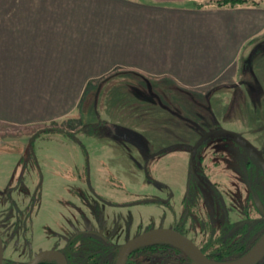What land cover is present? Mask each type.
<instances>
[{
  "label": "rangeland",
  "instance_id": "obj_1",
  "mask_svg": "<svg viewBox=\"0 0 264 264\" xmlns=\"http://www.w3.org/2000/svg\"><path fill=\"white\" fill-rule=\"evenodd\" d=\"M246 48L237 77L228 83L220 80L227 75L223 72L198 88H182L118 61L112 70L94 74L72 106L67 101L48 116L31 112L24 119L0 117L4 264H28L41 251L61 250L81 231L100 232L121 248L149 230L174 227L183 213L191 150L204 134L220 128L242 134L264 157V40ZM6 85L2 78L0 86ZM33 92L35 97L44 94L35 87ZM217 136L203 143L197 155L205 166L209 163L206 177L233 208L230 218L239 221L245 218L239 195L246 188L230 154L260 176L255 192L263 207L264 168L242 143ZM215 150L224 156L218 172L212 165L218 155L209 160ZM206 205H211L209 197ZM250 213L260 214L254 202ZM191 230L197 243L207 239L198 225ZM236 241L211 252L235 262L224 254L235 250ZM168 244L173 243L159 240L142 246L130 264H193L177 245ZM257 264H264V257Z\"/></svg>",
  "mask_w": 264,
  "mask_h": 264
},
{
  "label": "crops",
  "instance_id": "obj_2",
  "mask_svg": "<svg viewBox=\"0 0 264 264\" xmlns=\"http://www.w3.org/2000/svg\"><path fill=\"white\" fill-rule=\"evenodd\" d=\"M207 1L1 0L0 80L7 85L0 86V117L48 116L67 101L72 106L94 74L118 61L182 88L223 72L228 83L247 44L264 40V3ZM32 87L44 94L33 96Z\"/></svg>",
  "mask_w": 264,
  "mask_h": 264
},
{
  "label": "flooded vegetation",
  "instance_id": "obj_3",
  "mask_svg": "<svg viewBox=\"0 0 264 264\" xmlns=\"http://www.w3.org/2000/svg\"><path fill=\"white\" fill-rule=\"evenodd\" d=\"M222 130L223 129L220 128L219 130L216 131L214 135H218L217 137H219L221 134L223 136H228V138L239 141L245 147L249 148L252 151V154L262 166L260 168H264V164L262 163L260 158L257 156V154L254 152V150L250 146H248L238 136L223 132ZM239 135L244 138L242 134H239ZM211 137L212 135L206 136L205 139L201 142L200 146L195 151L191 150L192 156L190 160V168H191L190 177L188 181L187 193L185 194V198L183 201V213H182L181 218L175 223L174 227L168 228V229L175 230L185 235L186 237H188L209 258L211 257L208 254H212L211 249H213L214 247H217V248L220 247L222 249L223 247H227L226 245H229L233 241L238 239V241H236L237 245L234 244L236 245L235 250L248 249V248L254 247L256 244H259L264 237V210H263L264 207L262 205L261 200L258 199L257 194L255 192L256 183L258 181L259 183L261 182L260 176L254 175V168L251 165L249 166L247 165L248 167L247 169L246 165H244L242 161H239L238 158H235L233 155L230 154V157L232 156L234 160L236 161L235 162V161L230 160V162L237 165L240 171V174H241V180L246 188L244 195L243 194L239 195L241 199V203H243V212H244L245 218L239 221L232 220V218H230V213L231 211H233V208L229 204L226 203V200L223 194L217 189L216 184H214L211 181V179L208 177L209 176L208 172L210 169L209 163L206 164L205 166L204 163H202L201 161L202 157L201 159H199L200 156L197 155L201 145L205 143L206 141H208V139H210ZM257 150L261 152L259 149ZM216 155H218V157L214 158L215 161H214V164L212 163V165L214 166V169L217 168L216 172H218V170L222 166V161H220L221 157H224V156L221 155L219 152H217V150H215L214 152H212L209 160L211 161L213 159V156H216ZM198 163L201 166H198ZM253 165L254 167H257L256 164H253ZM206 175L208 176L206 177ZM226 177L230 178L231 176L228 177L227 175ZM205 187H209L210 189L208 190ZM208 197L210 198V202H211L210 207H208L209 209L207 208V205L205 206V204H207ZM205 198H206V203L204 204ZM246 202L247 204H245ZM253 202H254L255 208L257 207L258 214L260 213L258 217H254L250 215L251 214L250 205ZM224 203L227 205L229 210L227 208L225 209V211L223 210V205H225ZM213 211L215 212L214 213L215 216L212 213ZM222 211H224L223 214H221ZM214 220H217L218 225L213 223ZM191 225L194 227L198 225V229L200 230L199 232H201L202 235L207 234V239L205 241L200 240L197 243L194 236H192L193 234L191 230ZM95 232L104 236L100 232H97V231ZM259 236L261 237V239H259L255 243V245H252L253 240H256ZM173 244L177 245L174 242ZM173 244L171 245L174 246ZM220 244H225V245L221 246ZM174 247H177L178 249L183 250L184 255H187L189 258H191V260L193 259L191 255L181 246L177 245ZM60 251H62V249ZM185 252L187 254H185ZM206 252H208V254ZM44 262H42L41 264H43Z\"/></svg>",
  "mask_w": 264,
  "mask_h": 264
},
{
  "label": "water",
  "instance_id": "obj_4",
  "mask_svg": "<svg viewBox=\"0 0 264 264\" xmlns=\"http://www.w3.org/2000/svg\"><path fill=\"white\" fill-rule=\"evenodd\" d=\"M223 132L230 133L238 136L242 139L248 146H250L257 156L260 158L262 163L264 164V159L261 154L257 150L255 146H253L248 140L244 139L239 134L228 130H222ZM216 131L209 132L205 136H203L196 145L192 147V150H196L201 142L205 139L206 136H210L215 134ZM159 240H167L169 242H174L177 245L184 248L193 258V264H257L264 257V237L261 242L244 258L237 260L235 262H224V261H216L209 258L192 240H190L185 235L168 228H157L152 229L147 232H144L134 239L128 241L125 245L119 248L117 253V261L116 264H128L130 256L135 252L138 248L154 243ZM48 258H55L58 260L60 264H68V260L65 254L60 250H45L38 253L29 264H41ZM0 264H4V246L3 239L0 234Z\"/></svg>",
  "mask_w": 264,
  "mask_h": 264
},
{
  "label": "trees",
  "instance_id": "obj_5",
  "mask_svg": "<svg viewBox=\"0 0 264 264\" xmlns=\"http://www.w3.org/2000/svg\"><path fill=\"white\" fill-rule=\"evenodd\" d=\"M246 2H250V0H217V1L212 0L207 2V5L234 8L241 6ZM251 3H252L250 4L251 6H258V5L260 6L264 3V0H260V1L252 0ZM220 245L224 246L225 244H220ZM167 246L173 247L170 244H168ZM140 249L141 247L138 248L135 252H133V254L130 256L128 264L131 263L132 257L136 253L140 252L139 251ZM176 250L179 251L180 253H184V251L181 249L176 248ZM250 250L251 248L232 250V252H227L224 255L225 257L228 256L239 259L242 258L244 255H246ZM118 251H119V247H116V245H114L110 240L96 233L95 231H89V230L76 233L68 240L66 247L62 249V252L65 254L68 260V264H116ZM206 253L208 254V252ZM211 253L212 254H208V255L213 260L225 261L223 260V256L221 255L218 256V252H211ZM43 264H60V263L57 260H54L52 263L45 262Z\"/></svg>",
  "mask_w": 264,
  "mask_h": 264
}]
</instances>
